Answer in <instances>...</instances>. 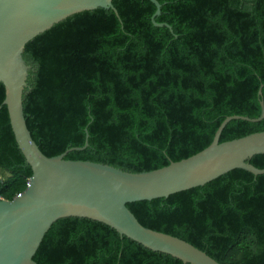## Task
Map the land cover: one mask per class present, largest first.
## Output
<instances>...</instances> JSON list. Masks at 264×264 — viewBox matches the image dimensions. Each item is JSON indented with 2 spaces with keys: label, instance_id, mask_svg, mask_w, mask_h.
I'll return each mask as SVG.
<instances>
[{
  "label": "trees",
  "instance_id": "16d2710c",
  "mask_svg": "<svg viewBox=\"0 0 264 264\" xmlns=\"http://www.w3.org/2000/svg\"><path fill=\"white\" fill-rule=\"evenodd\" d=\"M113 0L70 16L28 42L32 66L24 109L47 156L131 171L159 169L214 141L229 116L258 118L264 100V0ZM0 82V200L33 175L19 148ZM2 106V108H1ZM264 131V119H234L221 142ZM250 162L264 168V154ZM146 227L180 237L221 264H264V174L232 170L186 191L129 203ZM37 264H184L102 222L56 221Z\"/></svg>",
  "mask_w": 264,
  "mask_h": 264
},
{
  "label": "water",
  "instance_id": "95a60500",
  "mask_svg": "<svg viewBox=\"0 0 264 264\" xmlns=\"http://www.w3.org/2000/svg\"><path fill=\"white\" fill-rule=\"evenodd\" d=\"M153 23L162 14L159 0ZM98 8L112 9L120 17L113 0H0V82L6 89L11 125L20 150L33 170L30 185L13 200H0V264H37L34 256L52 225L68 217L90 218L117 230L155 252L166 253L184 264H221L192 243L144 226L128 207L129 203L168 198L244 169L264 174L250 160L264 154V131L221 142L223 130L234 119H264L262 87L259 90L262 112L258 118L227 117L214 141L199 153L143 172H131L106 163L70 160L72 147L57 156H47L28 127L24 95L32 66L24 57L28 42L70 16ZM2 108V106H1Z\"/></svg>",
  "mask_w": 264,
  "mask_h": 264
},
{
  "label": "built area",
  "instance_id": "2783aa9c",
  "mask_svg": "<svg viewBox=\"0 0 264 264\" xmlns=\"http://www.w3.org/2000/svg\"><path fill=\"white\" fill-rule=\"evenodd\" d=\"M29 185H30V180H29V182H28V186H29ZM2 199H5V198L1 197V200H2Z\"/></svg>",
  "mask_w": 264,
  "mask_h": 264
}]
</instances>
